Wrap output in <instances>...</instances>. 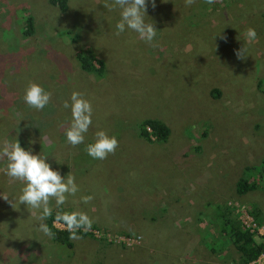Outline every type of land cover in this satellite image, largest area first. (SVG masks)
<instances>
[{"label":"rangeland","instance_id":"rangeland-1","mask_svg":"<svg viewBox=\"0 0 264 264\" xmlns=\"http://www.w3.org/2000/svg\"><path fill=\"white\" fill-rule=\"evenodd\" d=\"M111 2L68 0L60 13L46 0H0V146L16 139L65 180L74 176L79 191L50 207L83 212L94 226L93 238L70 239V248L50 243L38 229L41 210L18 206L24 183L5 174L2 159L0 194L13 208L0 199V264H237L230 245L211 255L202 237L219 230L205 214L214 206L240 221L251 204L264 227V190L235 191L244 168L264 161V0H154V8L146 0L152 45L131 30L116 35L121 10L105 7ZM27 15L30 37L21 35ZM85 48L103 62L102 78L79 70L74 54ZM32 83L51 93L43 110L24 102ZM73 92L92 106L75 147L63 107ZM149 118L169 129L165 143L137 136ZM98 131L119 144L103 160L86 151Z\"/></svg>","mask_w":264,"mask_h":264},{"label":"clouds","instance_id":"clouds-1","mask_svg":"<svg viewBox=\"0 0 264 264\" xmlns=\"http://www.w3.org/2000/svg\"><path fill=\"white\" fill-rule=\"evenodd\" d=\"M195 0H185L186 6H191ZM205 3L211 5L216 0H205ZM152 6L155 2L152 0ZM105 7L109 10L119 8L120 20L115 25L116 35H120L125 30H131L138 34L144 42L152 45L157 30L154 24L146 17V0H112ZM147 18V19H146ZM246 38L249 42L257 39L255 29L249 28L246 31ZM154 46V45H153ZM237 57L245 58L244 49L237 51ZM24 102L31 108L43 110L51 99V93L46 92L41 86L32 83L25 91ZM71 104L64 102L63 107L71 109L72 122L66 130V139L72 146L82 144L85 134L92 124V106L91 103L83 98V94L73 92L70 97ZM94 143L89 144L86 148L87 154L93 159H106L109 154H114L118 148V140L115 136L109 137L104 131H98ZM7 160L5 174L12 181H22L24 187L22 194L18 197V206L24 204L34 210H41L38 219L41 221L38 229L47 236L53 233L46 223L52 215L50 202L55 200L57 208L65 204L69 195L74 196L79 188L75 183V177L68 175L67 179L62 177L58 171L52 170L51 166L46 163V157L33 155L31 150L25 151L15 139L14 142H5L0 146V160ZM0 199L8 201L12 208L13 202L9 201L7 194H0ZM84 203L92 200L91 196L81 198ZM55 224H61L70 233V239H79L77 231L85 232L91 230L92 220L83 212H57L54 219Z\"/></svg>","mask_w":264,"mask_h":264},{"label":"trees","instance_id":"trees-1","mask_svg":"<svg viewBox=\"0 0 264 264\" xmlns=\"http://www.w3.org/2000/svg\"><path fill=\"white\" fill-rule=\"evenodd\" d=\"M46 2L49 6L56 8L60 13H64L68 7V0H46ZM23 22L21 35L30 37L34 33L33 18L27 15L24 17ZM74 60L79 70L86 74L93 75L95 78H102L105 74L103 62L97 59L89 48L75 52ZM257 84L259 85V82ZM215 92L212 91L211 96H217ZM204 133L205 131H202L200 135L204 136ZM137 136L146 142L163 144L169 136V129L159 120L151 118L144 119L138 124ZM196 150H198V147H196ZM257 190H264V161L259 166L253 165L245 167L235 187L236 193L242 195ZM233 210V208L223 205L214 206L210 211H207L209 213L205 214L209 221L208 226L211 227L213 224V227H215L216 224L219 230L217 229L215 232L212 230L207 231L202 239L205 240V247L209 249L211 255L223 254L226 245H230L238 254L237 264H248L256 260L263 253L264 241H259V239L255 241V236L249 233V230L240 223L237 214H233ZM58 211L66 212L52 209V215L44 221L53 233L51 237L46 236L50 243L70 248V233L65 227L60 229L54 223L55 215ZM247 215L252 219L256 227H263L261 213L258 208L250 204ZM91 228H94V226ZM204 232H206V229ZM208 232H211L210 234L212 235H209ZM77 236L80 238H93L91 231L85 232L79 230L77 231Z\"/></svg>","mask_w":264,"mask_h":264},{"label":"built area","instance_id":"built-area-1","mask_svg":"<svg viewBox=\"0 0 264 264\" xmlns=\"http://www.w3.org/2000/svg\"><path fill=\"white\" fill-rule=\"evenodd\" d=\"M240 223L245 226L249 230V233L254 234L257 232L260 241H264V229L263 227H256L252 219L247 215L246 217H239ZM56 227L60 228L58 224H55ZM264 263V251L260 254L256 260L248 263V264H263Z\"/></svg>","mask_w":264,"mask_h":264}]
</instances>
